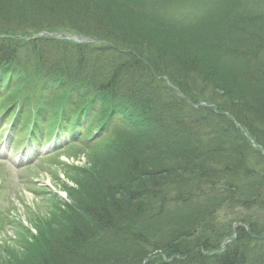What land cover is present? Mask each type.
<instances>
[{
  "label": "trees",
  "instance_id": "1",
  "mask_svg": "<svg viewBox=\"0 0 264 264\" xmlns=\"http://www.w3.org/2000/svg\"><path fill=\"white\" fill-rule=\"evenodd\" d=\"M217 30L131 0H0V116L88 159L0 264H264V0Z\"/></svg>",
  "mask_w": 264,
  "mask_h": 264
},
{
  "label": "rangeland",
  "instance_id": "2",
  "mask_svg": "<svg viewBox=\"0 0 264 264\" xmlns=\"http://www.w3.org/2000/svg\"><path fill=\"white\" fill-rule=\"evenodd\" d=\"M131 1L151 17L173 23L192 36L201 31L217 32L222 18L236 0ZM51 35L79 43L89 42V39L68 32ZM37 98L35 97L34 106L39 103ZM10 125L11 119L5 125L0 124V242L12 248L23 249V232L34 233L36 224L33 221L49 218L51 198L55 195L63 204L70 202L66 185L69 188L74 183L69 182V171L63 163L75 162L77 166H83L88 159L87 152L75 145L67 150L70 145L61 147L60 142L57 144L59 147L54 146V142L44 147L38 143V138L32 142H22L20 139L24 136L26 138L27 133L20 135V131L13 134L11 142ZM45 138L48 139L46 135ZM53 147L55 148L52 149ZM226 215L234 216L230 211Z\"/></svg>",
  "mask_w": 264,
  "mask_h": 264
}]
</instances>
